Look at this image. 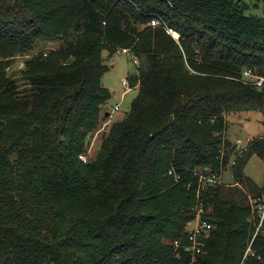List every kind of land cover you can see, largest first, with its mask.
Returning <instances> with one entry per match:
<instances>
[{
  "label": "trees",
  "instance_id": "1",
  "mask_svg": "<svg viewBox=\"0 0 264 264\" xmlns=\"http://www.w3.org/2000/svg\"><path fill=\"white\" fill-rule=\"evenodd\" d=\"M248 11L244 0H0V264H192L173 243L199 202L213 228L193 264H264L245 191L263 199L264 186L244 172L264 161V134L245 149L227 139L230 114L264 124V85L242 80L264 78V17ZM123 49L138 95L84 162L109 120L105 54ZM213 175L223 184L198 197Z\"/></svg>",
  "mask_w": 264,
  "mask_h": 264
},
{
  "label": "rangeland",
  "instance_id": "2",
  "mask_svg": "<svg viewBox=\"0 0 264 264\" xmlns=\"http://www.w3.org/2000/svg\"><path fill=\"white\" fill-rule=\"evenodd\" d=\"M249 5L248 13L257 17H264V0H244ZM59 43L44 44L43 47L49 49L58 48ZM108 54H105V60L109 66V71L104 75L102 84L105 89H108L111 93V99L109 100L106 111L112 113L109 120L104 121L103 126L91 139V147L88 156H85L86 161L94 159L99 148L102 134L108 131L111 125L116 121L123 120L130 112L131 104L138 95V87L125 86L123 79L129 80V78L136 74L137 65L134 62V58L126 56L120 53L115 54L112 58L108 59ZM28 56H19L16 58V63L9 69V75L15 79L21 76V71L24 69L25 60ZM131 88V90H130ZM119 107L118 111H115L116 107ZM264 134L263 114L261 112H241L233 113L227 117V139L228 141L236 145L237 141H241L242 149H245L248 145L249 139H256L262 137ZM245 175L249 177L257 186H264V161L253 156L245 167ZM225 181L233 183L234 179L231 177V171H227L225 175ZM248 195V201L251 206L256 200V197L246 190ZM254 213V212H253ZM255 214V213H254Z\"/></svg>",
  "mask_w": 264,
  "mask_h": 264
},
{
  "label": "built area",
  "instance_id": "3",
  "mask_svg": "<svg viewBox=\"0 0 264 264\" xmlns=\"http://www.w3.org/2000/svg\"><path fill=\"white\" fill-rule=\"evenodd\" d=\"M160 25V20L156 19L152 22V26H158ZM167 32L171 34L174 38L178 39V35L173 32L172 30L168 29ZM118 53L130 56L131 51L129 49H123L118 51ZM136 63V62H135ZM243 82L248 85L257 86L259 88L263 87L264 85V78L256 76L252 71L246 70L243 73ZM122 83L125 86H130L129 81L127 79H123ZM119 107L117 106L115 108V111H118ZM113 112L111 113L112 116ZM252 140H249V142ZM236 146L239 148L241 147V141L238 140L236 143ZM81 160L86 162V159L84 156L80 157ZM235 165V162L233 163ZM172 174V173H171ZM224 177L213 175V176H200V182H199V190H198V197L200 195V191L211 186L215 185H221L223 184ZM253 212L258 215L260 218L259 225L257 227V233L260 231V229L263 226L264 222V198L263 199H256L254 203L252 204ZM196 217L195 219L190 222L187 226V229L185 231V239L178 240L173 243L174 250L177 257H180L181 250L184 253L189 254L192 257V264L195 262L197 255L203 253L207 246V241L209 239V236L211 234L213 225L205 220L204 215V206L201 202H199L196 207L194 208ZM252 245V244H251ZM251 245L249 246L245 258L251 254Z\"/></svg>",
  "mask_w": 264,
  "mask_h": 264
},
{
  "label": "water",
  "instance_id": "4",
  "mask_svg": "<svg viewBox=\"0 0 264 264\" xmlns=\"http://www.w3.org/2000/svg\"><path fill=\"white\" fill-rule=\"evenodd\" d=\"M109 117H111V114L110 113H107L106 114V118L108 119ZM106 136V133H104V137Z\"/></svg>",
  "mask_w": 264,
  "mask_h": 264
},
{
  "label": "crops",
  "instance_id": "5",
  "mask_svg": "<svg viewBox=\"0 0 264 264\" xmlns=\"http://www.w3.org/2000/svg\"><path fill=\"white\" fill-rule=\"evenodd\" d=\"M137 87H138V86H137ZM137 87H136V88H137ZM130 90H131V88H130ZM249 140H252V139H249ZM249 140H248V142H249Z\"/></svg>",
  "mask_w": 264,
  "mask_h": 264
}]
</instances>
